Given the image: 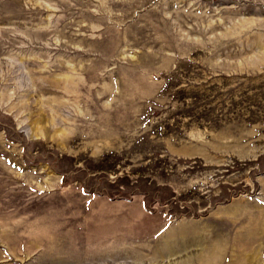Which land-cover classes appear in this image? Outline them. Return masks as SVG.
<instances>
[{
  "label": "rangeland",
  "instance_id": "374dc122",
  "mask_svg": "<svg viewBox=\"0 0 264 264\" xmlns=\"http://www.w3.org/2000/svg\"><path fill=\"white\" fill-rule=\"evenodd\" d=\"M0 264H264V0H0Z\"/></svg>",
  "mask_w": 264,
  "mask_h": 264
}]
</instances>
